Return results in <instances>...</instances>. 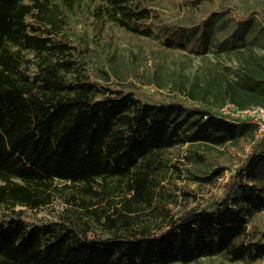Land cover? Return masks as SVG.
<instances>
[{
	"label": "trees",
	"instance_id": "1",
	"mask_svg": "<svg viewBox=\"0 0 264 264\" xmlns=\"http://www.w3.org/2000/svg\"><path fill=\"white\" fill-rule=\"evenodd\" d=\"M108 1L120 26L198 55L204 70L174 80L173 94L108 69L98 79L62 34L79 0H0V264L263 259L264 131L223 108L264 107V7L182 0L192 21L159 26L147 0ZM224 146L246 152L225 182ZM58 194L56 219L25 216Z\"/></svg>",
	"mask_w": 264,
	"mask_h": 264
},
{
	"label": "rangeland",
	"instance_id": "2",
	"mask_svg": "<svg viewBox=\"0 0 264 264\" xmlns=\"http://www.w3.org/2000/svg\"><path fill=\"white\" fill-rule=\"evenodd\" d=\"M151 7H154L159 15L156 18L159 26L169 24H189L192 20L186 15L182 0H147ZM237 6L243 13L251 12L255 4L264 7V0H217ZM108 0H79L74 8L64 7L65 23L62 34L72 43L82 47L81 55L89 67V73L98 79H102L103 69H108L112 75V80H119L131 85L133 82L151 90L157 87L166 93L171 92L174 80L183 79L188 81L194 74L203 72V60L196 54L177 48L167 47L161 42L159 36H145L130 32L120 26L109 14L107 10ZM156 32L158 28L156 27ZM88 71V70H87ZM131 72V73H129ZM121 74L126 79L115 77ZM158 78L163 87L153 81ZM173 94V92H171ZM224 112H232V106L228 104L223 108ZM242 115V114H241ZM253 122H258V114L250 115ZM242 115V116H244ZM258 134L264 131V124L259 125ZM249 146H246L248 148ZM232 152L225 146L221 147L223 158L215 161V164H224L225 176L219 181H227L233 172V168L239 165L240 157H244L246 152L232 146ZM186 146H178L173 150L176 158H182ZM178 184L185 189L196 187V182L188 178H178ZM217 187L212 191H216ZM220 191V190H219ZM65 207L63 199L59 196L57 201L42 209L25 208V216L34 222L51 220L57 218V212ZM173 264H234L224 256L202 257L194 263H173ZM241 264H246L241 262ZM264 264V258L253 263Z\"/></svg>",
	"mask_w": 264,
	"mask_h": 264
},
{
	"label": "built area",
	"instance_id": "3",
	"mask_svg": "<svg viewBox=\"0 0 264 264\" xmlns=\"http://www.w3.org/2000/svg\"><path fill=\"white\" fill-rule=\"evenodd\" d=\"M238 114H250V115H255L258 114V122L259 125L264 124V107L263 106H256V107H249L243 110H239L237 112ZM260 127V126H259Z\"/></svg>",
	"mask_w": 264,
	"mask_h": 264
}]
</instances>
